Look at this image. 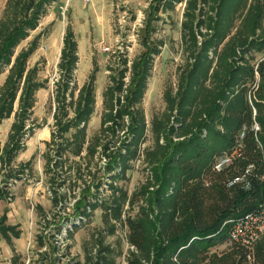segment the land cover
<instances>
[{
  "label": "trees",
  "instance_id": "16d2710c",
  "mask_svg": "<svg viewBox=\"0 0 264 264\" xmlns=\"http://www.w3.org/2000/svg\"><path fill=\"white\" fill-rule=\"evenodd\" d=\"M58 1L8 0L0 19V76L7 73L0 86V125L14 115L8 140L0 148L2 171L26 151V138L34 133L37 94L47 88L39 65L29 63L39 38L18 54L16 49ZM181 3L182 63L176 86L164 91L165 109L150 127L143 101L155 57L166 45L150 40L155 29L133 61L121 53L108 65L101 125L91 139L87 126L95 113L98 71L78 88V41L70 26L64 35L45 174L54 206L67 200L61 193L64 187L70 192L72 183L83 181L85 188L75 196L76 216L89 220L94 211L103 213L104 230L86 244L85 264L115 263L116 254L122 253L105 240L116 234L118 224L128 229L127 264H264V238L252 252L230 240L233 222L264 204V57L255 62L257 54L264 53V9L249 0H159L155 11ZM148 133L152 144L144 147ZM222 157L232 162L217 170ZM138 161L147 175L130 195L118 184ZM28 166L8 172L6 178L19 179ZM243 175L248 188L229 186ZM106 191L110 195L102 197ZM8 195L0 185V202ZM7 222L8 211L0 215V235L11 244L10 236L20 238L21 231ZM229 242L228 249L217 251ZM11 262L23 264L17 256Z\"/></svg>",
  "mask_w": 264,
  "mask_h": 264
},
{
  "label": "rangeland",
  "instance_id": "374dc122",
  "mask_svg": "<svg viewBox=\"0 0 264 264\" xmlns=\"http://www.w3.org/2000/svg\"><path fill=\"white\" fill-rule=\"evenodd\" d=\"M8 0H0V19ZM159 0H59L50 7L49 14L41 21L39 28L16 49L18 54L28 49L39 38L38 50L32 56L30 67L39 65L40 80L46 82L47 88L37 94V103L32 117L34 133L26 138V151L16 159L14 166L1 170L0 185L8 191V198L0 202V215L8 211L10 226H17L20 238L11 237L9 241L0 235V264H7L14 256L23 264H69L79 261L85 264V247L91 243L93 235L104 230L103 213L94 211L89 220L76 216L74 205L76 197L85 188L83 181L70 192L64 187L61 193L68 195L63 204L54 206L49 176L45 174L44 154L46 142L51 139V131L56 123L53 114L56 108L55 89L59 79L58 63L63 47V38L67 28L74 29L79 45V64L76 71V83L81 88L91 76L96 74L97 103L95 113L87 126V137L91 139L100 129L103 113V92L108 82V65L116 61L121 53H126L133 61L144 51L142 42L149 38L160 43L165 42L160 56L155 57L152 77L144 97L143 108L148 127L153 117L165 109L164 91L169 86H176L177 69L182 63L181 57V23L185 3L177 4L173 9L165 8L159 12L155 6ZM264 9V0H249ZM159 17L158 20H155ZM264 28V19H263ZM241 21L236 22V27ZM264 53L257 54L255 62L263 59ZM7 73L0 76V86ZM15 108H18V103ZM14 115L0 125V148L3 149L10 132ZM152 144L151 134H147L144 147ZM30 166L19 179L8 181V172L22 170ZM147 172L141 161L133 164L127 179L119 182L131 195L146 179ZM98 174V177H102ZM109 181V178H103ZM8 181V182H7ZM88 185L91 183L87 178ZM7 182V184H5ZM69 185V183L67 184ZM106 189V187L104 188ZM74 191V192H73ZM110 195L106 191L103 196ZM42 207L43 212L38 213ZM137 209L133 214L137 213ZM126 217V215L124 216ZM78 225L75 229L74 226ZM61 229L60 233L58 232ZM72 232L71 236H68ZM127 227L118 224L114 236L107 237L106 245L115 248L114 264H127V255L131 247L127 242ZM43 240V245L40 244ZM231 242L217 248L218 252L228 249ZM56 250H53V249ZM30 261V263H29Z\"/></svg>",
  "mask_w": 264,
  "mask_h": 264
},
{
  "label": "built area",
  "instance_id": "2783aa9c",
  "mask_svg": "<svg viewBox=\"0 0 264 264\" xmlns=\"http://www.w3.org/2000/svg\"><path fill=\"white\" fill-rule=\"evenodd\" d=\"M89 2L90 0H85ZM232 162L230 157H222L218 160L215 168L221 170L228 167ZM253 167L250 166L246 174H250ZM238 184H245L249 187L246 175L233 179L230 183V187H234ZM264 238V204L260 208L252 213L245 215L244 217L233 222V227L230 232V240L236 243L240 247L245 248L249 252L254 250L255 245ZM30 263V261H29Z\"/></svg>",
  "mask_w": 264,
  "mask_h": 264
},
{
  "label": "crops",
  "instance_id": "0c3cea01",
  "mask_svg": "<svg viewBox=\"0 0 264 264\" xmlns=\"http://www.w3.org/2000/svg\"><path fill=\"white\" fill-rule=\"evenodd\" d=\"M32 59V58H31ZM30 62H31V60H30ZM29 62V63H30ZM4 75V74H3ZM6 79V78H5ZM5 81V80H4ZM7 264H12V262H11V259L9 260V262L7 263Z\"/></svg>",
  "mask_w": 264,
  "mask_h": 264
}]
</instances>
